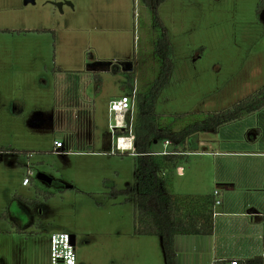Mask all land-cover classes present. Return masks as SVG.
<instances>
[{
  "label": "rangeland",
  "instance_id": "1",
  "mask_svg": "<svg viewBox=\"0 0 264 264\" xmlns=\"http://www.w3.org/2000/svg\"><path fill=\"white\" fill-rule=\"evenodd\" d=\"M260 1L165 0L159 6L174 49L169 82L156 101L161 121L186 126L264 89ZM160 33L153 9L141 0H0V264L25 255L45 264V242L50 264V237L57 232L76 236L78 264H167L161 236L135 232L136 157L112 152L108 125L110 102L129 93L126 69L136 73L137 93L158 76ZM80 87L88 108L70 105ZM214 130L199 132V139L213 138ZM57 141L64 147L55 151ZM208 147L199 144L181 159L170 181L176 194L218 189L223 200L219 170L264 171V158ZM41 172L52 182L39 179ZM236 192L252 194L242 187ZM214 217V238L182 236L191 240L177 264L185 258L209 264L216 249L239 246L241 231L224 229L222 216Z\"/></svg>",
  "mask_w": 264,
  "mask_h": 264
},
{
  "label": "trees",
  "instance_id": "2",
  "mask_svg": "<svg viewBox=\"0 0 264 264\" xmlns=\"http://www.w3.org/2000/svg\"><path fill=\"white\" fill-rule=\"evenodd\" d=\"M165 0H141L153 9L155 24L161 33L155 47L161 57L158 76L147 90L137 93V113L134 123L136 135L135 232L140 235H159L167 264H175V237L177 235H209L214 231L216 196L207 194H176L170 183L174 171L188 152L196 150L201 142L198 133L217 129L260 109L264 105V89L252 94L228 109L202 116L186 126L176 121H161L155 112L156 101L168 84L173 70V45L168 30L158 17V8ZM264 11V0L258 4V14ZM126 90L133 92L135 75L125 72ZM129 121V117H128ZM118 134H122L118 132ZM171 140L179 154H161L156 144ZM27 152V151H26ZM117 192V189H114ZM49 197V195L47 196ZM261 263L259 258L254 260Z\"/></svg>",
  "mask_w": 264,
  "mask_h": 264
},
{
  "label": "crops",
  "instance_id": "3",
  "mask_svg": "<svg viewBox=\"0 0 264 264\" xmlns=\"http://www.w3.org/2000/svg\"><path fill=\"white\" fill-rule=\"evenodd\" d=\"M136 1V0H135ZM71 3V2H70ZM65 4V3H63ZM62 4V5H63ZM72 4V3H71ZM97 70V69H95ZM126 72H133L135 75V82H136V73L134 71ZM99 74V73H96ZM124 77H126L125 72L123 73ZM100 76V75H99ZM102 82V80H100ZM126 82V81H125ZM136 85V84H135ZM136 86H134L135 88ZM84 87L78 88L77 97L75 96L70 97L71 104L73 106H80L88 108L87 104L84 102H89L90 100H86L85 96L82 94ZM89 105V104H88ZM76 112V111H74ZM247 119L243 117L226 122L221 124L214 130L216 136L211 139L202 138L200 142V146H209L213 147V144H220L225 145L226 147H233L234 152H231V156L236 157H247V158H264V115L263 118L260 119L258 117L252 118L253 114H264V105L255 111L247 113ZM247 116V115H246ZM247 120V123H244ZM108 125H109V110H108ZM93 130V135H94ZM204 134H207L208 131H204ZM64 147V145H63ZM62 147V148H63ZM208 147V148H209ZM61 148V149H62ZM34 152V151H32ZM30 153V156L33 153ZM227 153L228 152H222ZM219 161H217V164ZM231 168H224L223 171L219 170V181H221V185H225L226 187H222L225 189V199L223 198L222 203L223 208L220 212H215L218 216H222L223 221L221 222L224 229L237 231L240 230L239 233L241 235V240L239 241V246L231 249H221L215 250V254L213 255L211 261L214 258H239V259H257L259 258L261 261L259 254L261 252V240L262 235H264V171L257 169V167H250L249 172L247 173L245 169L236 168L235 170L238 171V174H234L233 171L230 170ZM180 172L182 170L180 169ZM241 172H245L246 175L243 176ZM242 187L247 191H252V194L249 195L247 198H242L237 194V189ZM215 205L214 210L216 211ZM215 219V217H214ZM20 228H16L19 230ZM218 232V227L215 225L214 221V231L213 234L205 235V236H212L213 238L216 236ZM245 232V234L243 233ZM244 234L243 238L242 235ZM52 235V234H51ZM248 235H250L248 237ZM32 236V234L30 235ZM184 235H177L175 237V250H176V257H175V264H177L178 257L180 256V252L187 249V244L189 243ZM199 236V235H196ZM239 237V236H238ZM48 239H45L47 241ZM41 247L45 248L43 251L45 254V264H48V256L46 259V255H48V249L45 242L44 244L40 245ZM181 248V250H179ZM27 255L23 256V259L19 262L17 259L15 260V264H44L43 260L42 263H38L35 258L31 261H25ZM44 258V257H43ZM25 261V263L23 262ZM210 261V262H211ZM19 262V263H17ZM47 262V263H46ZM209 262V263H210ZM179 264H190V259L185 258L184 261L180 262Z\"/></svg>",
  "mask_w": 264,
  "mask_h": 264
},
{
  "label": "built area",
  "instance_id": "4",
  "mask_svg": "<svg viewBox=\"0 0 264 264\" xmlns=\"http://www.w3.org/2000/svg\"><path fill=\"white\" fill-rule=\"evenodd\" d=\"M137 105V89L133 92L123 94L118 98L113 99L109 104V130L113 135L112 152H130L136 154V135L134 131V123L136 118ZM129 117V121H128ZM121 132L122 134H118ZM63 147L61 141H57L54 147L58 151ZM161 154H179L182 153L173 147L171 140L163 142V150ZM187 154H190L188 152ZM29 178L26 177L23 181L24 185H28ZM216 196L215 205H220V190L214 191ZM262 259L261 263L255 262L253 259L239 258H214L209 264H264V235L261 240V252L259 254ZM50 264H78L76 244L72 242V234L67 232L53 233L50 237Z\"/></svg>",
  "mask_w": 264,
  "mask_h": 264
},
{
  "label": "water",
  "instance_id": "5",
  "mask_svg": "<svg viewBox=\"0 0 264 264\" xmlns=\"http://www.w3.org/2000/svg\"><path fill=\"white\" fill-rule=\"evenodd\" d=\"M29 2H35V0H25V3H29ZM68 4H71V3L68 2ZM59 6H62V3H59ZM38 178L45 180V181H48L50 183L52 182V178L50 176H48L47 174L42 173V172L38 174ZM72 242H73V244H76V236L73 234H72Z\"/></svg>",
  "mask_w": 264,
  "mask_h": 264
},
{
  "label": "flooded vegetation",
  "instance_id": "6",
  "mask_svg": "<svg viewBox=\"0 0 264 264\" xmlns=\"http://www.w3.org/2000/svg\"><path fill=\"white\" fill-rule=\"evenodd\" d=\"M39 30V29H38ZM125 72V71H124Z\"/></svg>",
  "mask_w": 264,
  "mask_h": 264
}]
</instances>
